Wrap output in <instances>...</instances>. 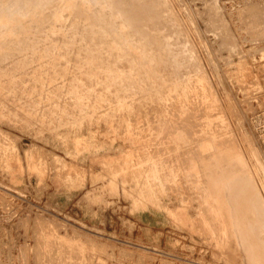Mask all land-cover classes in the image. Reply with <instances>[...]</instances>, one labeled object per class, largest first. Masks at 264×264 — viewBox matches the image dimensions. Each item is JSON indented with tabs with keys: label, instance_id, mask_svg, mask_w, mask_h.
I'll return each mask as SVG.
<instances>
[{
	"label": "rangeland",
	"instance_id": "rangeland-1",
	"mask_svg": "<svg viewBox=\"0 0 264 264\" xmlns=\"http://www.w3.org/2000/svg\"><path fill=\"white\" fill-rule=\"evenodd\" d=\"M0 264H264V0H0Z\"/></svg>",
	"mask_w": 264,
	"mask_h": 264
},
{
	"label": "bare ground",
	"instance_id": "bare-ground-1",
	"mask_svg": "<svg viewBox=\"0 0 264 264\" xmlns=\"http://www.w3.org/2000/svg\"><path fill=\"white\" fill-rule=\"evenodd\" d=\"M64 8V7H63ZM127 10V9H126ZM53 13V12H52ZM60 22V21H59ZM90 22V21H89ZM7 24V23H6ZM26 26V25H25ZM125 44V43H124ZM125 47V46H124ZM204 95V94H203ZM196 96V95H195ZM194 103H195V101H194ZM198 105V104H197ZM207 114V113H206ZM193 120V119H192ZM250 202V201H249ZM258 210V209H257ZM258 219V218H257Z\"/></svg>",
	"mask_w": 264,
	"mask_h": 264
}]
</instances>
